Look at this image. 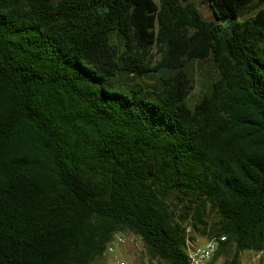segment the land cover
I'll return each instance as SVG.
<instances>
[{"label": "trees", "instance_id": "trees-1", "mask_svg": "<svg viewBox=\"0 0 264 264\" xmlns=\"http://www.w3.org/2000/svg\"><path fill=\"white\" fill-rule=\"evenodd\" d=\"M205 2L217 24L190 0H0V264H94L124 232L187 264L188 228L226 238L213 263L264 253V0Z\"/></svg>", "mask_w": 264, "mask_h": 264}, {"label": "rangeland", "instance_id": "rangeland-1", "mask_svg": "<svg viewBox=\"0 0 264 264\" xmlns=\"http://www.w3.org/2000/svg\"><path fill=\"white\" fill-rule=\"evenodd\" d=\"M196 7L204 21L218 23L213 12L210 10L209 6L206 4L205 0H190ZM258 4H254L253 8H250L249 12L251 15L257 10ZM249 17V16H246ZM242 20V18H240ZM152 57H154V62H156L159 57L156 54V50H153ZM168 72L161 73H149L138 78L123 79L126 84H132L133 82L141 83L148 89L152 91H157L160 89L161 80L168 76ZM190 81V90L188 96L185 100V104L189 108H193L194 104L200 100L207 91V86L214 82L218 77V72L211 61L207 59L204 62H194L191 69L189 70ZM125 84V85H126ZM124 90V89H123ZM178 215L182 206L177 205L173 209ZM190 237L197 239L196 241H205L198 233L191 232L188 228L187 230ZM123 234L126 237V248L129 254V261L132 264H163L158 259L153 257L146 256L144 252V247L137 237L134 235L124 232ZM114 237V236H113ZM113 239V238H112ZM235 255L234 246L229 245L225 246L220 254H218L213 264H230ZM116 258L113 255H110L106 249L104 252L96 258L94 264H116ZM235 264H264V253L262 252H253V251H243L238 254Z\"/></svg>", "mask_w": 264, "mask_h": 264}, {"label": "built area", "instance_id": "built-area-1", "mask_svg": "<svg viewBox=\"0 0 264 264\" xmlns=\"http://www.w3.org/2000/svg\"><path fill=\"white\" fill-rule=\"evenodd\" d=\"M126 240L123 234H116L106 246V251L115 256L116 264H132L129 261ZM225 240L223 236L205 240L203 243L187 240L185 246L187 264H213V258Z\"/></svg>", "mask_w": 264, "mask_h": 264}, {"label": "crops", "instance_id": "crops-1", "mask_svg": "<svg viewBox=\"0 0 264 264\" xmlns=\"http://www.w3.org/2000/svg\"><path fill=\"white\" fill-rule=\"evenodd\" d=\"M204 241H199V243H203Z\"/></svg>", "mask_w": 264, "mask_h": 264}]
</instances>
